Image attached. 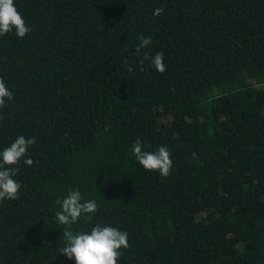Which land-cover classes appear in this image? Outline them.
Masks as SVG:
<instances>
[{
	"label": "trees",
	"instance_id": "16d2710c",
	"mask_svg": "<svg viewBox=\"0 0 264 264\" xmlns=\"http://www.w3.org/2000/svg\"><path fill=\"white\" fill-rule=\"evenodd\" d=\"M14 6L30 31L0 36L14 97L0 151L36 143L13 177L19 198L0 202V264H75L55 215L75 190L99 207L74 233H128L117 264H264V0ZM141 36L152 43L138 54ZM145 52H162L166 71ZM137 139L168 147L169 176L143 169Z\"/></svg>",
	"mask_w": 264,
	"mask_h": 264
},
{
	"label": "clouds",
	"instance_id": "9594fccd",
	"mask_svg": "<svg viewBox=\"0 0 264 264\" xmlns=\"http://www.w3.org/2000/svg\"><path fill=\"white\" fill-rule=\"evenodd\" d=\"M163 13V8H156L153 15L160 16ZM29 31L30 28L14 6V0H0V36L14 32L18 38H24ZM139 40L140 44L136 49L138 54L152 43L150 37L141 36ZM144 58L151 59L155 71L159 73L166 71L162 52L152 57L145 52ZM132 70L131 67L128 68L129 72ZM13 98V93L0 78V108ZM35 143L36 140L33 138L19 136L9 147L0 151V202L19 198L21 184L13 177L16 176L20 161L26 156L29 146ZM132 153L144 170L158 171L162 177L170 175L173 161L167 146H161L155 152H147L142 150V143L137 139ZM23 162L28 166L33 163L31 159H24ZM81 201L82 194L79 190L70 191L62 202L58 201L61 210L56 212V220L60 225L66 226L63 235L67 242L65 247L59 249L60 254L69 260L74 259L75 264H117L121 255L120 250L129 247L128 233L111 226L99 225L92 227L90 232L74 233L71 226L82 216L91 220L99 207L95 200Z\"/></svg>",
	"mask_w": 264,
	"mask_h": 264
}]
</instances>
